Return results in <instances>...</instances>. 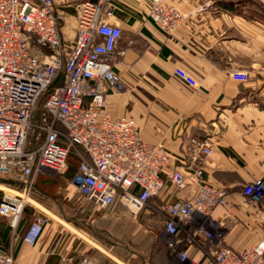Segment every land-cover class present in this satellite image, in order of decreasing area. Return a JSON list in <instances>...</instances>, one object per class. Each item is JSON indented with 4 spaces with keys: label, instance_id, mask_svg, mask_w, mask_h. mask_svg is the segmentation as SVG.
Here are the masks:
<instances>
[{
    "label": "crops",
    "instance_id": "0c3cea01",
    "mask_svg": "<svg viewBox=\"0 0 264 264\" xmlns=\"http://www.w3.org/2000/svg\"><path fill=\"white\" fill-rule=\"evenodd\" d=\"M53 1L71 15L79 0ZM165 1L184 16L170 32L149 19L148 0L113 1L121 30L116 49L123 52L115 57L113 69L121 86L105 96L111 118H131L143 142L161 143L170 154L160 172L163 188L136 215L118 197L98 207L70 184L66 191L72 189L81 198L67 200L81 214L73 217L64 215L54 199L48 201L65 176L39 172L33 187L49 205L29 198L31 215H50L36 243L22 239L29 222L13 230L0 218L11 228L3 249L12 253L14 264H77L82 258L95 264H176L166 244L163 205L189 198L197 188L189 158L195 140L209 141L212 150L195 167L202 170L203 180L226 191L228 203L196 221L212 235L211 243L199 234L179 249L199 264H214V248L239 251L264 241V192L255 201L243 192L250 182L264 183V0H255L257 5L254 0ZM177 67L198 86L180 81L174 74ZM232 70L248 71L249 79H232ZM176 166L186 180L180 189L170 181ZM195 225L182 227L179 237Z\"/></svg>",
    "mask_w": 264,
    "mask_h": 264
},
{
    "label": "built area",
    "instance_id": "2783aa9c",
    "mask_svg": "<svg viewBox=\"0 0 264 264\" xmlns=\"http://www.w3.org/2000/svg\"><path fill=\"white\" fill-rule=\"evenodd\" d=\"M113 1L79 0L70 15L53 0H0V184L17 186L8 187L13 192L3 191L0 218L13 230L36 175L63 174L72 151L78 164L69 183L98 207L118 197L137 214L163 188L160 172L170 154L161 143L143 142L131 118H111L106 110L107 92L121 86L113 69L115 57L123 53L116 49L121 30ZM148 1L147 16L162 31L170 32L184 19L167 1ZM174 74L191 88L198 86L186 70L177 67ZM229 74L241 82L249 79L245 70ZM211 151L207 140L191 143L190 170L197 188L189 198L163 205L166 244L176 264H199L180 245L199 234L211 243L212 235L196 221L228 203L226 191L203 180L202 170L194 165ZM170 181L176 188L185 186L178 166ZM243 192L258 200L264 183L250 182ZM46 221L45 215L34 216L23 241L34 245ZM190 224L196 225L181 239L180 229ZM210 251L214 264H264V241L239 251L228 246ZM0 264H14L12 253L0 250ZM77 264L95 263L82 258Z\"/></svg>",
    "mask_w": 264,
    "mask_h": 264
},
{
    "label": "rangeland",
    "instance_id": "374dc122",
    "mask_svg": "<svg viewBox=\"0 0 264 264\" xmlns=\"http://www.w3.org/2000/svg\"><path fill=\"white\" fill-rule=\"evenodd\" d=\"M247 1V0H246ZM253 3L254 5L256 4V1L254 0ZM257 5V4H256ZM260 8H261V11L264 12V2L261 1L260 3ZM76 155H75V152H71L68 156V159L67 161H73V162H76L77 160L75 159ZM77 158V157H76ZM67 169H68V165H67ZM66 169V171H67ZM65 171V172H66ZM65 172L63 174H60V175H64ZM65 176V175H64ZM70 178V177H69ZM69 178L68 177H63V179L61 180V183L64 182V184H62L63 186H59L56 188L55 192L53 193V197L52 198H48V201L49 202H53V200L51 199H54L55 202H57L59 204L60 207L64 208L65 210L63 211L64 215L66 216H78V215H81L80 212H78L76 209H74V207H71V205L69 203H67V200L68 201H79L81 198L78 196L77 193H73L72 189H70L69 191H66L67 187L70 186V183H69ZM68 184V185H67ZM4 185V186H3ZM7 186V187H6ZM15 188L17 187L16 184H14L13 182L12 183H6L4 182L3 184H0V194L1 196L3 195V193H9V188ZM72 188V187H71ZM4 191V192H3ZM70 194V195H67ZM33 197H37L39 198L41 201H43L45 204H47V206L49 205V202H46V198L44 197H41V195L38 194V192L34 189V187H32L29 195H28V198L26 199V203H25V206L28 207L29 209H33L34 208L30 205L31 202H29V198L31 200H35ZM54 203V202H53ZM36 205V204H35ZM37 206V205H36ZM44 210V209H43ZM43 213H40V214H46V216H49L50 213L46 212V211H42ZM139 212L136 214L138 215ZM34 218V214L29 216L27 218V221L26 223L30 222L32 219Z\"/></svg>",
    "mask_w": 264,
    "mask_h": 264
},
{
    "label": "trees",
    "instance_id": "16d2710c",
    "mask_svg": "<svg viewBox=\"0 0 264 264\" xmlns=\"http://www.w3.org/2000/svg\"><path fill=\"white\" fill-rule=\"evenodd\" d=\"M38 114H39V111L36 112L34 118L37 119L38 118ZM75 159L77 160L76 162H73V161H67V165H68V169L67 171L65 172V176L66 177H71L73 175V173L75 172V169L77 167V164H78V159L75 157ZM6 182V181H4ZM7 183H12V182H7ZM0 200H1V194H0ZM32 211L31 209H29L28 207H24L23 209V212H22V216L18 222V225L16 227V229L19 228V225L21 223H23L24 221H27V218L31 215ZM10 227L5 225V224H2L0 223V250H5L3 249L7 243H8V238H9V235H10Z\"/></svg>",
    "mask_w": 264,
    "mask_h": 264
}]
</instances>
